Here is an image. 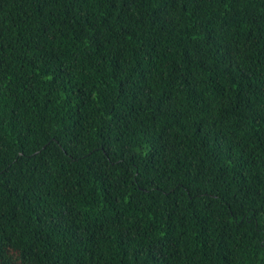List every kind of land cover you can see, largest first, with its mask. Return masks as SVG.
Listing matches in <instances>:
<instances>
[{
	"label": "trees",
	"instance_id": "16d2710c",
	"mask_svg": "<svg viewBox=\"0 0 264 264\" xmlns=\"http://www.w3.org/2000/svg\"><path fill=\"white\" fill-rule=\"evenodd\" d=\"M0 264H264V0H0Z\"/></svg>",
	"mask_w": 264,
	"mask_h": 264
}]
</instances>
